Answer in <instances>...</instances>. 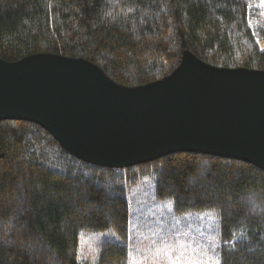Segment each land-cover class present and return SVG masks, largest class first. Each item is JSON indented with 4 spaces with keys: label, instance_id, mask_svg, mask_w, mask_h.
<instances>
[{
    "label": "trees",
    "instance_id": "16d2710c",
    "mask_svg": "<svg viewBox=\"0 0 264 264\" xmlns=\"http://www.w3.org/2000/svg\"><path fill=\"white\" fill-rule=\"evenodd\" d=\"M256 3L0 0V58L82 59L126 88L171 76L187 51L216 68L264 71V9ZM0 148V264H129L143 219L129 191L143 183L154 208L173 207L179 218L216 216L209 233L219 242L220 264H264V169L254 164L175 153L108 168L80 160L28 121L0 122ZM100 232L113 237L79 261L80 236Z\"/></svg>",
    "mask_w": 264,
    "mask_h": 264
},
{
    "label": "water",
    "instance_id": "95a60500",
    "mask_svg": "<svg viewBox=\"0 0 264 264\" xmlns=\"http://www.w3.org/2000/svg\"><path fill=\"white\" fill-rule=\"evenodd\" d=\"M2 121L39 124L80 160L108 168L200 153L264 169V71L216 68L187 51L171 76L126 88L82 59L0 58Z\"/></svg>",
    "mask_w": 264,
    "mask_h": 264
},
{
    "label": "rangeland",
    "instance_id": "374dc122",
    "mask_svg": "<svg viewBox=\"0 0 264 264\" xmlns=\"http://www.w3.org/2000/svg\"><path fill=\"white\" fill-rule=\"evenodd\" d=\"M129 196L133 200L138 197L139 204L142 207L140 216L143 219L135 228V234L138 237L133 245V251L140 250L141 258L148 255L144 250L148 248L149 243L154 238L165 236L168 239H173L177 235L190 241H195L198 244L208 245L209 252L216 257L218 256L219 242L217 239H212V233H209L214 230V224H209V212L193 213L192 215H184L179 218L174 216L173 207L154 208V201L150 197L147 183L130 188ZM187 220L191 222L193 220L192 224L194 225L191 226L190 223L187 227L181 228L183 225H180V223ZM176 222L180 226H176ZM172 223L174 224L172 225ZM112 237L113 233L110 232L81 235L79 261L86 262L92 259L97 252V245L104 239H112ZM213 244L216 245L215 250L212 249ZM148 264H152L150 256Z\"/></svg>",
    "mask_w": 264,
    "mask_h": 264
},
{
    "label": "snow or ice",
    "instance_id": "6c2138e0",
    "mask_svg": "<svg viewBox=\"0 0 264 264\" xmlns=\"http://www.w3.org/2000/svg\"><path fill=\"white\" fill-rule=\"evenodd\" d=\"M256 6L264 9V0H257ZM252 4H249V21L248 26L253 28L252 24ZM264 15V13H261ZM258 26V25H257ZM253 36L257 32L253 31ZM257 44L260 41L257 39ZM264 51V46L261 47ZM216 216L213 214L209 217V224H215ZM216 245H212L215 250ZM148 253L147 256H140V250L129 252V264H148L149 256L152 264H220L219 259L209 252L208 245L198 244L195 241H190L177 235L173 239H168L165 236L154 238L147 249L144 250Z\"/></svg>",
    "mask_w": 264,
    "mask_h": 264
}]
</instances>
